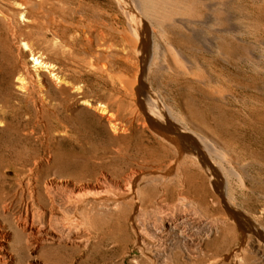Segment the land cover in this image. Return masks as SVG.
<instances>
[{"label": "bare ground", "instance_id": "1", "mask_svg": "<svg viewBox=\"0 0 264 264\" xmlns=\"http://www.w3.org/2000/svg\"><path fill=\"white\" fill-rule=\"evenodd\" d=\"M173 1L157 0V21L172 33L180 25L193 31L198 19L176 15ZM103 17L102 6L92 0H0V264H126L124 258L131 252L135 254L129 264H264L260 246L256 261L244 252L250 240L245 233L240 247L231 250L237 237L233 221L238 227L260 226L226 199L216 180L219 169L242 177L231 166L228 148L173 119L167 103L145 80L150 72L155 79L167 76L214 105L226 95L220 94L216 75L181 45L155 42L154 20L136 14L131 34L124 31L121 37L126 53L102 54ZM68 27L82 32L85 46L64 37ZM47 33L53 43L59 39L70 47L75 72L82 65L102 72V61L116 69L121 61L138 66V72L123 74L121 84L144 102L155 140L143 138L135 150L140 163L122 180L108 172L85 179L62 177L57 169L69 162L55 165L40 157V138L54 127L53 118L62 114L70 119L72 106L64 96L66 87L34 82L35 77L42 80V71L54 72L44 56L33 55L31 64L24 60L23 40L38 42ZM202 43L209 49L213 39ZM154 45L160 49L157 57Z\"/></svg>", "mask_w": 264, "mask_h": 264}, {"label": "rangeland", "instance_id": "2", "mask_svg": "<svg viewBox=\"0 0 264 264\" xmlns=\"http://www.w3.org/2000/svg\"><path fill=\"white\" fill-rule=\"evenodd\" d=\"M121 1L92 0L102 6L104 16L102 54L113 50L126 53L121 37L124 31L131 34V17L136 14L143 19L154 20L158 32L154 36L155 42L162 39L181 45L186 54L193 56L197 62L201 61L216 75L219 92L226 94L223 98L226 100L220 97L214 105L167 76L155 79L150 72L145 80L152 83L158 99L167 103L173 119L200 133L214 136L228 148L231 166L242 177L219 169L216 180L221 183L226 199L251 214L249 216L253 222L260 226L258 230L249 223L238 227L240 224L233 221L237 237L231 250L240 247L245 233L250 240L244 252L252 260H258L261 255L257 246L264 249V239L259 236L262 231L264 237V0L173 1L170 6L176 15L184 13V17L193 18V22L198 19L192 25L193 31L180 25L182 28H176V33L157 21L161 9L157 0ZM67 29L64 34L66 39L76 41L81 46L86 43L82 32ZM47 37L38 42L24 39L27 47L24 60L31 64L33 55L44 56L54 66V72L42 71V80L38 81L35 77L34 82L40 87H66L68 91L64 96L72 106L68 112L71 118L66 119L62 114L53 118L54 127L40 138V157H43L44 163L46 158H50L55 165L69 162L66 167L57 169V174L62 177L85 179L108 172L113 178L121 179L130 168L140 163L135 150L143 138L144 142L155 140L144 102L138 94H131L121 84L123 74L138 72V66L121 61L116 69L114 65L102 61V72L86 65L75 72L68 56L70 47L59 39L53 43L49 33ZM207 37L213 39L210 50L202 43ZM49 46L50 50L47 51ZM159 51L156 45L152 47L154 57L158 56ZM54 73L56 77H53ZM76 76L82 77V82L75 81ZM134 254L131 252L127 255L124 262L129 264ZM236 255L239 259L241 251L237 250Z\"/></svg>", "mask_w": 264, "mask_h": 264}]
</instances>
